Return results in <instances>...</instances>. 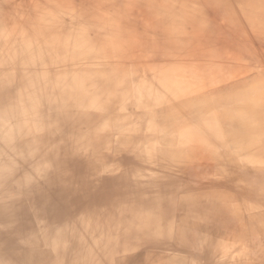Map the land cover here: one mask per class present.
<instances>
[{
  "label": "bare ground",
  "instance_id": "obj_1",
  "mask_svg": "<svg viewBox=\"0 0 264 264\" xmlns=\"http://www.w3.org/2000/svg\"><path fill=\"white\" fill-rule=\"evenodd\" d=\"M13 1L0 264H264V0Z\"/></svg>",
  "mask_w": 264,
  "mask_h": 264
},
{
  "label": "rangeland",
  "instance_id": "obj_2",
  "mask_svg": "<svg viewBox=\"0 0 264 264\" xmlns=\"http://www.w3.org/2000/svg\"><path fill=\"white\" fill-rule=\"evenodd\" d=\"M13 1V0H12ZM31 1L32 0H29V2L31 3ZM136 1H139V0H136ZM144 0H140V2H143ZM146 1V0H145ZM148 1V0H147ZM150 1V0H149ZM161 1H164V0H161ZM200 0H195L194 2H199ZM14 3H15V6L17 7V8H19V10H17L16 11V13H17V15L18 14H20L22 11H23V6H22V1L21 0H14L13 1ZM106 5H104V6H106V7H104V6H100V9L101 8H103V9H108V7L110 6L111 7V9H112V11H115L116 10V8L117 7H119V6H121L122 7V4L123 5H125V6H123V7H125V9H127V11H126V13H130V12H132V14H134L133 12H134V10L135 11H137L136 9L138 8L137 7V5H134V8H131L132 7V5L130 4L131 2H132V0H104L103 1ZM30 3H28V5L30 4ZM108 4V5H107ZM110 4V5H109ZM116 4V5H115ZM121 7H119V8H121ZM261 7H263V6H261ZM130 8V9H129ZM263 9V8H262ZM24 12L27 14L28 12L26 11V10H24ZM103 12V11H102ZM140 10H138V18L142 15V11L140 12ZM104 13V12H103ZM108 13V12H107ZM106 14V13H105ZM105 16H107V15H105ZM140 18H143V16H141ZM22 21L23 20H20V17L17 19V22L16 23H13V24H15L16 26H17V29H19V31H20V27H22L24 24H25V22L24 23H22ZM1 22H3L4 23V21H3V19L1 18ZM5 25H7V23H5ZM5 25H2V29H3V31H5V29H4V26ZM13 26V25H12ZM11 26V27H12ZM13 28V27H12ZM11 29V28H10ZM9 29V30H10ZM18 31V32H19ZM6 32V31H5ZM18 32L17 31H15V34H18ZM10 48H12V47H10ZM262 183H261V181L259 182H256V185L258 186V188H261V185ZM243 241H245V239H243Z\"/></svg>",
  "mask_w": 264,
  "mask_h": 264
}]
</instances>
